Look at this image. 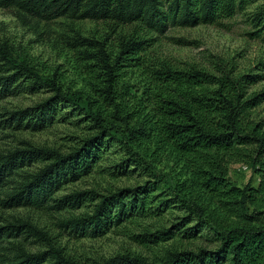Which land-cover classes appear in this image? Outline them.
Wrapping results in <instances>:
<instances>
[{"label": "trees", "instance_id": "obj_1", "mask_svg": "<svg viewBox=\"0 0 264 264\" xmlns=\"http://www.w3.org/2000/svg\"><path fill=\"white\" fill-rule=\"evenodd\" d=\"M259 1L0 0V7L36 25L69 18L164 35L171 28L222 25ZM250 22L251 34L264 36V6ZM80 37V53L103 70V87L94 88L95 96L64 88L27 58L0 46V101L50 93L33 107L6 111L0 129L38 132L77 118L87 130L67 154L29 143L26 149L0 153V194L5 196L0 204L44 207L52 202L49 207L56 210L92 206L66 222L81 237L98 238L126 223L154 220L160 228H145L133 237L148 247L175 245L153 259L126 253L96 264H264V117L259 115L264 89L252 90L264 74L238 72L236 64L224 60H216L212 72L150 61L151 39L137 31L121 38L115 58L102 42ZM109 154L120 156L107 168L112 177L144 180L107 194L54 198L64 185L92 174ZM36 162L45 163L38 172L23 170ZM238 162L247 164L256 186L235 183L230 166ZM165 217L170 220L164 223ZM14 228L0 227V237L14 235ZM183 242L200 244L190 248ZM48 243L49 251L24 253L15 264H78Z\"/></svg>", "mask_w": 264, "mask_h": 264}, {"label": "rangeland", "instance_id": "obj_2", "mask_svg": "<svg viewBox=\"0 0 264 264\" xmlns=\"http://www.w3.org/2000/svg\"><path fill=\"white\" fill-rule=\"evenodd\" d=\"M262 6L264 0L237 14L232 20L223 22L222 25L171 28L164 35L138 30L134 25L117 27L110 22L69 18L36 25L35 22L20 20L12 9L0 7V46L6 47L15 56L27 58L41 74L54 78L64 88L80 90L93 96L97 94L94 88L103 87V70L96 61L85 59L80 53L84 48L79 45V36L102 42L105 50L115 58L120 51L121 38L137 31L140 38L151 39L147 50L150 61L165 63L178 69L196 66L212 72L214 62L224 60L236 64L238 72L252 71L264 74V67L260 65L264 63V36H253L251 33L255 29L250 22L253 12ZM261 89H264V81L252 88L254 91ZM49 96L50 93L44 90L37 94H22L3 99L0 101V120L6 118V111L33 107ZM259 115L264 117V105L259 108ZM85 136V124L77 118L57 122L52 127L38 132L0 129V153L7 154L15 148L26 149L28 144L25 143H29L34 147L67 154L77 145L79 139ZM118 158L120 156L115 154L105 156L92 174L78 182L64 185L54 198L86 191L107 194L109 190L135 186L144 180L138 176L112 177L107 168ZM44 165L43 162H36L23 170L32 174ZM230 176L240 187L249 183L257 185V178L245 162L233 163L230 166ZM14 186L17 185L10 187ZM3 199L5 196L0 194V200ZM53 205L52 202L44 207H5L0 204V227L9 224L18 226L12 229L14 235L0 237V264L18 263L24 259V253L37 255L47 252L50 250L48 240L54 246L62 248L65 255L78 264H96L126 253L153 259L170 247H175L171 242L148 247L133 237L144 232L145 228L152 227L153 231L160 228L161 225L154 220L126 223L98 238L81 237L74 233L71 224L66 222L89 212L92 206L56 210L49 207ZM168 220L170 217H165L162 222ZM2 232L4 231L0 232V236ZM181 244L182 247L196 248L200 243ZM49 255L46 254L45 257ZM48 262L52 261L49 259Z\"/></svg>", "mask_w": 264, "mask_h": 264}]
</instances>
